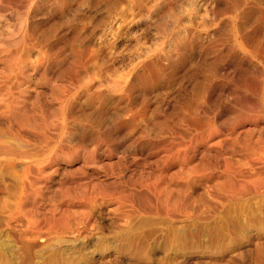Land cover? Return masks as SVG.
I'll return each instance as SVG.
<instances>
[{
    "label": "bare ground",
    "instance_id": "6f19581e",
    "mask_svg": "<svg viewBox=\"0 0 264 264\" xmlns=\"http://www.w3.org/2000/svg\"><path fill=\"white\" fill-rule=\"evenodd\" d=\"M19 1L25 7L31 3L35 14L58 13L66 18L64 23H71L87 0ZM116 3L108 5H125L121 17L150 4L159 13L158 22L164 8L181 7L176 0ZM202 8L203 14L190 15L188 24L167 38L180 23L171 11L170 20L157 23L164 39L160 46L99 89L93 80H104L109 65L100 63V55L82 43L78 34L82 28L75 29L70 40L64 36L56 40L51 27L37 30L27 25L16 42L20 49H0L5 69L0 76V106L7 124L0 128V162L21 160L22 174L17 205L8 219L26 220L12 246V236H1L4 263L86 264L93 251L105 249V241L113 245L114 253L121 251L137 262L157 249L167 264L165 258L183 249L205 248L204 253L211 255L231 246L238 247L239 260L246 258L241 239L247 228L252 226L258 234L264 225L263 203L254 201L248 212L245 203L248 192L254 199L264 195V0H205ZM34 48L37 57L31 60ZM39 85L59 103L58 127L71 146V157H80L82 167L93 171L86 177L92 192L85 208L77 204L82 209L76 217L80 226L71 227L67 209L37 206L34 186L48 156L26 150L29 144L23 133L46 138L40 131L54 126L47 123L49 108L42 102ZM115 131L133 140L118 147L112 142ZM57 149L61 148L54 145L51 152ZM122 168L129 173L127 186L119 182ZM99 174H113V181H102ZM74 175L68 176L71 183ZM136 176L145 177L141 191L134 189ZM98 198L108 203L118 224L106 230L98 212L90 245L75 251L74 245L61 249V240L52 242L55 229L82 237L89 224L88 201Z\"/></svg>",
    "mask_w": 264,
    "mask_h": 264
},
{
    "label": "rangeland",
    "instance_id": "374dc122",
    "mask_svg": "<svg viewBox=\"0 0 264 264\" xmlns=\"http://www.w3.org/2000/svg\"><path fill=\"white\" fill-rule=\"evenodd\" d=\"M109 1L111 3L117 2V0H87L81 11L75 15V20L71 23H64L66 18L63 19L62 15L58 13L43 15V13L38 12L35 14L31 7V3L25 7L19 0H0V49L5 48L11 51L20 49L21 46L17 45L16 42L21 38L22 33H24V27L27 25H29V27L30 25H35L38 27L37 30L51 27L49 32L53 35L56 34V40L61 36L70 40L75 33V29L79 30L82 28V30L78 32L82 43L86 45V48H91L97 55H100V63L106 61L107 65H109V70L104 80H93L92 85L99 89L101 84H113L116 74L125 72L129 69L133 61L143 57L145 53L154 52V49L160 46L164 39L163 35L158 31L157 23L163 20H170L171 17L169 13L171 11L176 13L180 19V23L170 29V32L167 33V38L176 34L179 28L187 25L190 15L197 17L203 14L202 7L205 0H192L191 2L190 0H176V3L181 7H175L171 11L164 8V14L163 16L162 14L160 15L162 19L159 22V13L153 12V9L150 8V4L148 8L141 10L139 13L137 12L135 15L125 11L124 15L121 17L120 11L125 10V5L116 6L114 4L109 6ZM36 52L37 49L35 48L30 51L31 60L37 57ZM1 58L2 56L0 55V76L5 72ZM36 87H38L37 89L40 93H43L41 96L43 104L49 108L48 112L46 111V115H49L47 123L51 122L54 124V126L40 131L44 133L46 138L35 133H33V135L23 133L24 140L29 144L26 150H30L31 153L43 152L48 156L43 163V170L37 175L34 186L39 196L37 206L45 210L51 209L59 211V206L62 207V209H67L72 216L70 222L71 227L80 226L76 217L79 216V212L82 211L80 206L85 208V199L88 198L89 194L92 192L89 184H87L89 180L86 177L89 178L93 171L90 167H82L80 157H71V146L65 137L62 136L58 127L60 121L58 117L59 103L57 100H52L55 98H52L51 91L47 89L46 86L39 85ZM35 95L36 94H33L32 97ZM3 111L4 108L0 106V128H2V130L7 127L4 119L5 114L2 113ZM122 137L125 138L122 139ZM132 140L133 137L125 136L123 131H120L119 134L116 131L113 132L112 142L118 143V147L121 144L128 146V143ZM90 143H92V140L86 141L87 145ZM54 145L59 146L61 149L51 152ZM145 153H148V151H145ZM149 157V160L154 162V155L149 154ZM213 157H215L214 160L222 164L220 158L216 155H213ZM112 161L116 160L112 159ZM112 161L109 164H115V162ZM20 162L21 160L10 165L4 163V161L0 162V200L3 201V206L0 208V240L1 236H12L13 240L11 241V246L13 242L18 241L19 234H23L26 226L24 217L20 216L17 219H8V214L12 211L11 209H15L17 205L16 199L20 192L22 181ZM115 171L118 172L119 170L116 169ZM73 173H75V183H71L68 177ZM119 175L120 177L122 176L119 182L127 186L129 173L122 168ZM113 176L114 175L111 174L102 177V174H99L102 181H113ZM144 180V176L132 178V183H138V186L134 188L136 191H141L139 185L143 186ZM117 191H119V189H117ZM194 191L196 190L191 188L192 194H196ZM246 196V212H248L251 204L256 200H260L264 205V195L254 199V196L248 192ZM113 197L116 198L117 195ZM87 206L91 209L88 213L89 224L88 229L83 228L81 233L82 237L70 235L68 232L62 231L61 229H55V232L51 234L52 242L61 240V249H64L67 245H74L73 250L76 251L86 244L90 245L94 240L89 233L91 231L96 232L94 223L98 212H102V224H104L106 230H110L108 225L118 224L117 220L113 219L108 203L100 198H98L95 203H90L88 201ZM121 224L120 222V225ZM104 233L106 234L107 232L104 231ZM36 242L38 243V241ZM241 243L247 252V256L243 260L237 258L238 247L231 246L229 249L221 251V253L211 255L204 253L205 248L195 252L190 249H183V251H178L180 253H175L165 258V262L167 264H264V225L261 226L258 234L255 233L252 226H249L241 239ZM257 244H259L260 247L256 252L255 247ZM103 246H106L103 251H93L91 253L90 256L92 260L86 264H148L152 261H158L159 264H164V257L161 249H157L151 253L156 254L154 255L156 258H151L152 255L150 254L146 256L147 260L144 262H137L121 251L114 253L110 248V246L113 245L109 244L108 241H105ZM98 258L102 261L95 262ZM0 264H10L8 260H5V263L2 261L1 249Z\"/></svg>",
    "mask_w": 264,
    "mask_h": 264
}]
</instances>
